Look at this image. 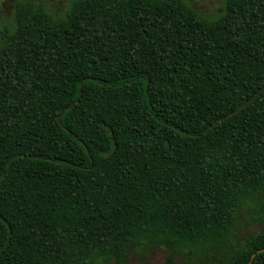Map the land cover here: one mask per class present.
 I'll return each instance as SVG.
<instances>
[{
  "label": "trees",
  "instance_id": "1",
  "mask_svg": "<svg viewBox=\"0 0 264 264\" xmlns=\"http://www.w3.org/2000/svg\"><path fill=\"white\" fill-rule=\"evenodd\" d=\"M264 0L17 1L0 35V264H127L157 243L264 264ZM264 220V218H263Z\"/></svg>",
  "mask_w": 264,
  "mask_h": 264
},
{
  "label": "rangeland",
  "instance_id": "2",
  "mask_svg": "<svg viewBox=\"0 0 264 264\" xmlns=\"http://www.w3.org/2000/svg\"><path fill=\"white\" fill-rule=\"evenodd\" d=\"M21 0H0V35L5 29H12L15 4ZM42 3L46 10L53 16L62 17L72 0H30ZM202 17L215 19L221 12L225 0H186ZM254 208L250 205L239 209L237 215L238 239L248 236L254 231L264 227V214H254ZM101 264H116L114 261ZM127 264H196L184 258L180 253H173L163 246L153 243L147 250L141 252H130Z\"/></svg>",
  "mask_w": 264,
  "mask_h": 264
},
{
  "label": "water",
  "instance_id": "3",
  "mask_svg": "<svg viewBox=\"0 0 264 264\" xmlns=\"http://www.w3.org/2000/svg\"><path fill=\"white\" fill-rule=\"evenodd\" d=\"M264 249V247L263 248H261L260 250H263Z\"/></svg>",
  "mask_w": 264,
  "mask_h": 264
}]
</instances>
